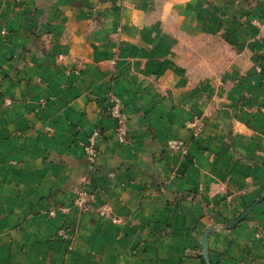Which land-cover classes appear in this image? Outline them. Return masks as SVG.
<instances>
[{"label": "crops", "instance_id": "0c3cea01", "mask_svg": "<svg viewBox=\"0 0 264 264\" xmlns=\"http://www.w3.org/2000/svg\"><path fill=\"white\" fill-rule=\"evenodd\" d=\"M208 228L264 264V0H0V264H207Z\"/></svg>", "mask_w": 264, "mask_h": 264}, {"label": "built area", "instance_id": "2783aa9c", "mask_svg": "<svg viewBox=\"0 0 264 264\" xmlns=\"http://www.w3.org/2000/svg\"><path fill=\"white\" fill-rule=\"evenodd\" d=\"M104 114L116 122L115 136L121 143H126L128 140V120L123 106L119 98L113 93H108V106L104 111ZM186 127L192 128L195 131V135L200 132L202 124L199 123V119H195L193 122L186 124ZM100 134L99 128L93 129V131L87 137V140L83 146L87 159L93 164L97 157V140ZM166 150L168 154L180 153L186 154L188 151V143L178 138H170L166 142ZM87 194L85 192H79L74 200V204L81 207L86 203ZM49 216L55 214V208L48 210ZM59 238L66 241H72L73 235L68 230L60 229L57 233Z\"/></svg>", "mask_w": 264, "mask_h": 264}, {"label": "water", "instance_id": "95a60500", "mask_svg": "<svg viewBox=\"0 0 264 264\" xmlns=\"http://www.w3.org/2000/svg\"><path fill=\"white\" fill-rule=\"evenodd\" d=\"M253 207V206H252ZM252 207H250L247 211H250L252 209ZM211 231V228H208L204 231L203 233V237H202V257L205 261H207L208 263V258H207V238H208V234Z\"/></svg>", "mask_w": 264, "mask_h": 264}]
</instances>
